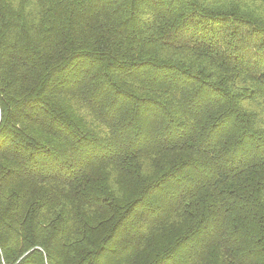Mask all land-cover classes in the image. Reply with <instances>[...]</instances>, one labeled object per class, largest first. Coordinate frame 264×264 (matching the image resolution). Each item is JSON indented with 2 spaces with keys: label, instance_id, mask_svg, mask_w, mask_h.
I'll return each instance as SVG.
<instances>
[{
  "label": "trees",
  "instance_id": "obj_1",
  "mask_svg": "<svg viewBox=\"0 0 264 264\" xmlns=\"http://www.w3.org/2000/svg\"><path fill=\"white\" fill-rule=\"evenodd\" d=\"M0 264H264V0H0Z\"/></svg>",
  "mask_w": 264,
  "mask_h": 264
}]
</instances>
